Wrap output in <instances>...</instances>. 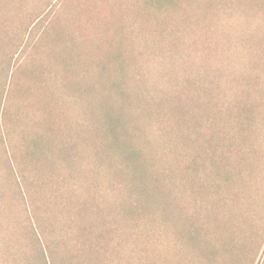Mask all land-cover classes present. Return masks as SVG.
Segmentation results:
<instances>
[{
	"label": "rangeland",
	"instance_id": "rangeland-1",
	"mask_svg": "<svg viewBox=\"0 0 264 264\" xmlns=\"http://www.w3.org/2000/svg\"><path fill=\"white\" fill-rule=\"evenodd\" d=\"M151 1L0 0V90L7 82L1 118L15 88L18 107L33 116L32 136L73 143L64 162L37 165L26 156L18 124L14 148L31 177L28 185L36 177L45 187L37 194L39 211L47 214L50 201L56 210L64 203L58 211L68 221L64 233L75 264H177V212L190 201L180 171L190 170L180 160L194 154L187 139H209L210 123L221 118L213 103L224 112L236 106L249 76L241 26L217 27L215 16L193 10L180 19L173 5ZM102 95L126 103L120 110L131 123V141L145 144L144 179L120 174L119 162L99 160L100 114L109 111ZM0 154L5 193L2 144ZM7 243L0 237V264H22L24 256L7 251ZM256 264H264V251Z\"/></svg>",
	"mask_w": 264,
	"mask_h": 264
},
{
	"label": "trees",
	"instance_id": "trees-1",
	"mask_svg": "<svg viewBox=\"0 0 264 264\" xmlns=\"http://www.w3.org/2000/svg\"><path fill=\"white\" fill-rule=\"evenodd\" d=\"M157 2L161 6L176 7L180 19L191 18L193 10L208 17L209 14L215 16L217 27L241 26L242 41L249 44L248 48L245 45L248 53L244 66L254 72L252 76L247 71L249 76L244 79L243 93L236 96V106L229 105L224 112L213 103V114L221 118L210 123L209 139L204 144L199 136L196 141L187 139L194 154L185 162L180 160V164L190 170L187 175L180 170L182 182L185 180L181 189L190 201L185 199L186 208L177 212V249L181 253L177 264H256L264 251V0H152L150 4ZM232 10L238 12L236 16L233 14L234 18L225 13ZM226 15L228 19H224ZM3 85L5 87L7 82ZM3 88L0 104L6 96V88ZM10 90L13 93L5 100L2 118L0 114V147L4 146L8 156L3 179L5 193H0V237L7 239V251L15 249L24 256L22 264H75L68 257L71 238L64 233L68 221L61 220L58 211L64 209V203L57 204L56 210L50 201L47 214L39 211L37 194L43 193L45 187L43 183L38 184L36 177L32 185H28L31 177L24 173V164L14 148L18 124L26 143V156L34 157L32 160L37 165L47 168L64 162L65 155L74 150L73 143L59 142V137L52 140L46 134L33 133L32 136L29 123L34 122L33 116L26 108L27 114H22L24 110L14 99L16 89L11 87ZM106 97L102 95V106L107 105L109 111L100 114L103 116L100 130L105 135L99 160L109 161L111 165L119 162L124 168L119 170L120 174L133 172L136 178L146 163L145 144L139 147L131 141L134 136L129 132L131 123L120 110L126 103L120 101L122 105H118L119 101ZM142 192L145 196L151 193L146 187ZM153 192L155 195L154 188Z\"/></svg>",
	"mask_w": 264,
	"mask_h": 264
}]
</instances>
